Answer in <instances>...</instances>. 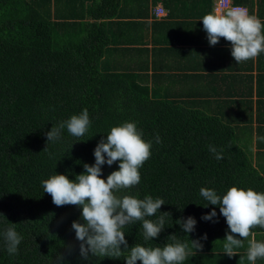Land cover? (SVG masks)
I'll list each match as a JSON object with an SVG mask.
<instances>
[{
    "label": "trees",
    "instance_id": "obj_1",
    "mask_svg": "<svg viewBox=\"0 0 264 264\" xmlns=\"http://www.w3.org/2000/svg\"><path fill=\"white\" fill-rule=\"evenodd\" d=\"M84 4L0 0V264H126L127 250L118 259H82L71 227L73 221L82 222V209L56 206L41 184L55 173L75 179L85 163H95L94 149L110 128L125 121L135 122L143 139L152 142L151 156L139 169L140 183L127 191L140 199L162 198L165 204L159 211L171 213L159 237L148 242L141 222L127 225L123 231L129 247H163L175 234L189 242L192 252L183 264H250L246 240L235 256L224 254L223 240L230 231L226 219L219 206L208 204L199 193L206 187L222 196L232 186L264 193L262 172L242 148L237 126L212 113L211 102H200L204 105L198 108L154 99L138 75L107 70L102 58L110 39L103 24L87 18L97 17L95 8L85 9ZM59 14L63 22L54 20ZM84 109L91 121L88 132L77 138L64 129L61 140L43 151L51 127ZM209 145L223 150L221 160ZM118 163L103 165L102 178L118 170ZM213 208L218 222L203 220ZM159 211L148 218L157 219ZM189 216L197 223L185 234L176 221ZM12 224L22 240L17 253L9 255L2 233ZM205 234L207 239H201ZM196 239L203 244L201 250L191 246L190 240Z\"/></svg>",
    "mask_w": 264,
    "mask_h": 264
},
{
    "label": "clouds",
    "instance_id": "obj_2",
    "mask_svg": "<svg viewBox=\"0 0 264 264\" xmlns=\"http://www.w3.org/2000/svg\"><path fill=\"white\" fill-rule=\"evenodd\" d=\"M203 29L211 46L216 45L220 38L231 44V55L235 62L255 59L264 53V24L255 16L250 15L243 7H230L224 11L209 12L201 18ZM91 121L87 109L79 114L71 115L67 120L52 126L45 135L48 143H56L62 138V131L67 129L74 137H82L88 132ZM160 143V137H155ZM151 141L143 139V133L135 122L125 121L112 126L94 149V164L83 165L84 171L69 179L66 174H52L41 181L44 192L52 197L56 206L74 205L82 209L81 220L72 222L75 237L80 242L79 254L84 260L90 255L120 258L127 250L124 261L126 264H183L192 254L189 242H182L175 234L170 235L169 243L163 247L144 246L135 243L129 247L123 229L130 224L141 222L142 236L145 242L158 238L165 228L166 217L171 213H161L159 209L165 204L162 198L145 195L143 199L130 194V190L140 183L139 169L151 156ZM208 149L215 159L223 158V150L217 151L213 145ZM51 156V153H49ZM118 163V170L112 171L106 179L102 178V166ZM119 193V195H118ZM200 196L213 206H219L220 214L226 219L229 232L223 240V250L229 258L236 255L235 249L248 241L247 260L255 264L258 258H264V242L257 241L253 228L264 229V193L252 188L247 190L232 186L226 193L218 195L216 190L201 187ZM161 215L152 220L157 212ZM217 216L215 208L202 217L205 221L214 220ZM185 234L195 230L196 220L189 216L176 221ZM9 255L18 251L22 237L15 225H10L3 233ZM251 237V239H249ZM201 239L206 240L205 234ZM192 248L201 250L200 239L190 240ZM123 246V249L122 247ZM63 259L62 255L58 260Z\"/></svg>",
    "mask_w": 264,
    "mask_h": 264
},
{
    "label": "crops",
    "instance_id": "obj_3",
    "mask_svg": "<svg viewBox=\"0 0 264 264\" xmlns=\"http://www.w3.org/2000/svg\"><path fill=\"white\" fill-rule=\"evenodd\" d=\"M84 1L85 9L94 7L97 14L87 18L103 24L110 39L102 58L107 70L138 75L154 99L198 108L204 105L200 102H211L212 113L237 126L242 148L249 150L264 180V53L237 63L230 42L220 38L216 45L209 44L201 18L227 10L221 0ZM230 3L246 8L264 24V0ZM254 235L264 242V232ZM255 264H264V258Z\"/></svg>",
    "mask_w": 264,
    "mask_h": 264
},
{
    "label": "built area",
    "instance_id": "obj_4",
    "mask_svg": "<svg viewBox=\"0 0 264 264\" xmlns=\"http://www.w3.org/2000/svg\"><path fill=\"white\" fill-rule=\"evenodd\" d=\"M220 5L222 8L224 9H228L230 7H237V6H232V4L230 3V0H221ZM159 12L157 13V16H159ZM163 15V14H162Z\"/></svg>",
    "mask_w": 264,
    "mask_h": 264
},
{
    "label": "rangeland",
    "instance_id": "obj_5",
    "mask_svg": "<svg viewBox=\"0 0 264 264\" xmlns=\"http://www.w3.org/2000/svg\"><path fill=\"white\" fill-rule=\"evenodd\" d=\"M222 8V7H221ZM224 9V8H223ZM255 150L253 149V152H254Z\"/></svg>",
    "mask_w": 264,
    "mask_h": 264
}]
</instances>
